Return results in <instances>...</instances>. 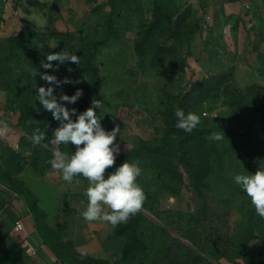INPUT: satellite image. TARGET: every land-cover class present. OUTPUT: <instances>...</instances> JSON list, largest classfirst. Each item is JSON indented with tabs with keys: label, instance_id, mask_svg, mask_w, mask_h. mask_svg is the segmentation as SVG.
<instances>
[{
	"label": "trees",
	"instance_id": "trees-1",
	"mask_svg": "<svg viewBox=\"0 0 264 264\" xmlns=\"http://www.w3.org/2000/svg\"><path fill=\"white\" fill-rule=\"evenodd\" d=\"M83 1L91 4L94 0ZM58 2L59 0H51L49 11H58ZM160 2L161 0H151L150 18L140 26L141 30L134 41L133 49L140 66H143L145 61L148 67L153 69L164 64H174L180 71L185 66V56L178 57L171 47L163 44H157L148 50L151 35L165 16ZM104 5L105 3L101 2L90 6V12L97 22L92 32L79 36L77 46L71 44V32L62 33L65 52L79 56V66L69 61L73 71L77 76L86 77V86L91 89L95 100L100 99L104 84V76L96 64L97 55L102 48L119 37V12L111 8L105 10ZM48 14V27L45 31L36 30L22 22L17 32L0 37V91L5 92L4 107L17 112L15 125L20 130L15 149L0 139V182L8 185L25 200L38 233L45 238L56 235L58 228L47 224L45 212L37 205L36 196L24 186L18 174L28 166L42 175L52 168L49 161L53 158L55 150L58 149L69 156L75 152V146L72 144L54 146V119L51 113L43 110L37 99L39 87L51 86L41 79V74L46 72L63 80L59 62H52L57 69L55 71L41 67V61L47 62L48 54L60 52L58 49L48 50L39 45L40 42H47L59 35ZM190 14V5L176 10L173 19L167 24L171 36L180 35L181 27ZM199 21V18L195 19L186 29L184 37L187 43L197 29ZM231 75L230 71L208 74L189 83L181 92L166 94L161 110V128L152 139L137 140L132 147L117 154L114 166L107 169L105 178L125 161L139 162L142 174L137 183L146 196L138 214L131 217L127 223H121L112 229L113 236L123 239L118 257L112 262L90 257L73 250L69 241H62L58 235L54 241H49L47 237L46 241L50 243L59 259L67 258L74 264H214L213 259L223 258L230 264H239L238 259H241L243 264H264V219L256 215L251 206L245 218L232 229L224 199L216 195L211 188V171L214 166L219 170L223 161L219 145L210 140L206 131L199 125L191 133L176 128L175 111L178 108L185 114L191 112L200 116L205 102L219 95L230 98L235 111L240 112L250 96L262 90L264 106V88L261 85L249 84L239 88L231 83ZM66 107L73 108L72 104H66ZM88 107L90 103L82 100L75 109L77 113H82ZM35 108L40 111L37 112ZM95 110L101 119L102 127L111 131L113 124L104 117L100 109ZM75 118L73 116L74 120ZM41 133L45 135V139L39 144H34L33 135ZM183 186L190 192L193 210L188 213L172 210L166 220H162L156 210L159 197L166 193L177 196ZM84 199L87 201L85 195ZM142 210L150 212L162 223L171 226L174 234L152 223ZM254 231L262 238L259 250L262 262L252 261L244 250ZM148 234L157 238V243L150 253L146 240ZM64 248L65 251L62 250Z\"/></svg>",
	"mask_w": 264,
	"mask_h": 264
},
{
	"label": "rangeland",
	"instance_id": "rangeland-1",
	"mask_svg": "<svg viewBox=\"0 0 264 264\" xmlns=\"http://www.w3.org/2000/svg\"><path fill=\"white\" fill-rule=\"evenodd\" d=\"M101 2L105 3L103 9L111 8L119 12L117 23L119 37L101 49L97 55L96 64L104 76V84L98 100L101 102L100 110L104 117L113 124V128L118 125L121 129L120 136L118 135L115 141L119 145V153H121L132 147L137 140L152 139L158 129L161 128V110L166 94L174 95L201 77L222 72L214 71L204 74L203 70L212 67L222 69L223 64L220 62L208 63L202 57L198 60L192 45L193 35L189 42H186L184 37L186 29L195 19L204 18L203 15L193 13L192 8L190 16L181 27L180 35L174 37L169 34L167 24L173 19L176 10L181 8L180 0H161V8L165 16L162 18L159 27L152 33L148 46L149 50L152 46L163 44L171 47L178 57L185 56V66L180 71L174 64H164L162 67L153 69L148 67L146 61L143 66L138 63L133 49L134 41L140 33V26L150 18L151 0H94L91 4L83 0H59L58 11L51 10L48 12V16L53 20V27L59 35L50 38L47 42H40L39 45L44 49H58L60 52H65L66 46L62 33L69 31L73 36L71 44L77 46L79 36L92 32L97 22L95 16L90 12V6ZM17 3L18 1H15L8 5L14 10ZM1 13L0 7V22L2 20ZM33 27L40 31L47 30L46 26L37 23ZM14 33V30L10 29L5 32L0 28V37ZM209 52L210 50H208ZM60 69L63 79L68 77L70 80L79 81V83L54 87V95L57 99L59 100L61 93L71 96L77 89H81L83 96L77 103L72 104L73 108H77L82 100L88 101L92 106L93 93L86 86V77L77 76L69 61L60 64ZM253 80L258 81L257 79ZM253 80L238 79L236 82L232 75L230 76L231 83L239 88H243L246 86L244 84ZM250 84L261 85L264 88V79ZM262 95L263 91L260 90L258 94L250 96L246 106L240 112L235 111L231 99L224 95H219L205 102L201 109L206 112L205 115L200 110L201 123L199 126L206 131L207 135L210 136L213 132H219L221 135L224 133L225 135L223 140L215 141L220 147L223 161L219 170L214 166L209 182L215 194L224 199L232 229L245 218L248 209L252 206L240 186L235 183V176L254 174L259 164L264 165V106L262 105ZM4 102L5 92L0 91V122L6 124L8 129L0 139L12 136L13 139H16V144H11L12 148L15 149L20 134V130L15 125L17 112L5 108ZM212 113H215V116H212ZM57 127H59V122L54 119L52 136ZM54 146L56 145L54 144ZM75 179L79 185L81 183L82 186L88 187V181L84 177L77 176ZM156 210L162 220H166L172 210H181L183 213L192 211L190 192L183 186L177 196L170 193L161 195L156 204ZM142 212L152 223L162 226L169 233L174 234L171 226L162 223L160 219L146 210H142ZM146 240L150 253L157 243V238L148 234ZM261 244V236L257 231H254L244 248L246 254L254 262L263 261L259 256ZM212 261L214 264H230L223 258ZM237 261L239 264H243L241 259Z\"/></svg>",
	"mask_w": 264,
	"mask_h": 264
},
{
	"label": "crops",
	"instance_id": "crops-1",
	"mask_svg": "<svg viewBox=\"0 0 264 264\" xmlns=\"http://www.w3.org/2000/svg\"><path fill=\"white\" fill-rule=\"evenodd\" d=\"M180 1L181 8L190 5L193 13L204 16L192 36L195 56L223 64L222 69H204V74L230 71L236 82L258 80L244 85L264 79V0ZM0 7V28L5 32H17L21 22L48 27L50 0H19L14 10L0 1ZM1 140L9 146L16 144L12 136ZM18 177L36 196L47 224L58 228L59 239L69 241L73 250L90 257L110 262L118 257L123 239L112 235L113 227L99 221L86 222L81 215L87 206V186L79 185L75 178L71 184L65 182L52 168L40 175L26 166ZM16 220L21 223L19 230L14 229ZM56 235L46 238L54 241ZM46 238L38 233L25 200L0 182V264H74L67 258L59 259Z\"/></svg>",
	"mask_w": 264,
	"mask_h": 264
},
{
	"label": "clouds",
	"instance_id": "clouds-1",
	"mask_svg": "<svg viewBox=\"0 0 264 264\" xmlns=\"http://www.w3.org/2000/svg\"><path fill=\"white\" fill-rule=\"evenodd\" d=\"M46 59L47 62L41 61V67L54 71L57 69L52 62L64 64L66 61H71L78 66L80 62L79 56L63 51L48 54ZM41 79L51 86L39 87L37 99L43 110L51 113L53 119L59 122V127L54 129L52 143L57 146L60 144L75 146V152L70 156L58 149L55 150L53 158L49 161L52 169L69 184L77 176H82L88 181L85 191L87 206L81 213L86 222H104L113 228L121 223H127L131 217L140 212L146 196L137 183L142 174L139 162L125 161L105 178L107 169L114 166L116 155L120 151L119 145L115 143L117 136H120V127L117 125L111 131H106L102 127L101 119L98 118L95 110L101 108V102L98 100L93 99L92 106L82 113H77L75 108L66 107V104L78 102L83 96L81 89H77L71 96L61 93L59 100L54 95V86L62 87L79 81L70 80L68 77L60 80L46 72L41 74ZM35 110L40 111L39 108ZM73 116L76 117L75 120ZM175 116L176 128L186 133L193 132L201 123L198 114L191 112L185 114L179 108L175 111ZM7 130V125L0 122V137H3ZM224 138V133L221 135L219 132H213L209 136L213 141H221ZM44 139L43 133L34 134L32 142L39 144ZM235 183L248 198L256 215L264 219V165L259 164L254 174L236 175Z\"/></svg>",
	"mask_w": 264,
	"mask_h": 264
},
{
	"label": "built area",
	"instance_id": "built-area-1",
	"mask_svg": "<svg viewBox=\"0 0 264 264\" xmlns=\"http://www.w3.org/2000/svg\"><path fill=\"white\" fill-rule=\"evenodd\" d=\"M0 1H1L2 3L11 4V3L15 2V1H19V0H0ZM202 114L205 115L206 112L203 111ZM212 116H215V113H212ZM14 229H16V230L21 229V223H20L18 220H16V221L14 222Z\"/></svg>",
	"mask_w": 264,
	"mask_h": 264
}]
</instances>
